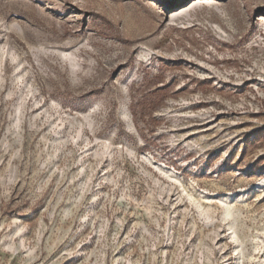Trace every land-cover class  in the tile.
<instances>
[{"label":"rangeland","instance_id":"rangeland-1","mask_svg":"<svg viewBox=\"0 0 264 264\" xmlns=\"http://www.w3.org/2000/svg\"><path fill=\"white\" fill-rule=\"evenodd\" d=\"M0 264H264V0H0Z\"/></svg>","mask_w":264,"mask_h":264}]
</instances>
